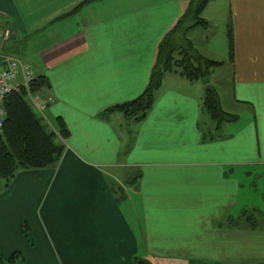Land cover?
Listing matches in <instances>:
<instances>
[{
	"label": "crops",
	"instance_id": "crops-1",
	"mask_svg": "<svg viewBox=\"0 0 264 264\" xmlns=\"http://www.w3.org/2000/svg\"><path fill=\"white\" fill-rule=\"evenodd\" d=\"M87 1L0 0V31L10 32L4 52L46 79L54 104L45 120L69 131L59 137L65 152L54 167L20 170L2 186L3 257L263 264L264 253L242 247L264 233L231 219L248 203L242 192L247 197L253 175L264 195V0H210L207 26L188 32L201 55L230 71L226 100L210 86L222 110L238 117L221 129L204 105L208 87L178 73L164 77L144 119L105 113L144 94L160 44L192 0ZM213 26L219 42L220 34L198 42Z\"/></svg>",
	"mask_w": 264,
	"mask_h": 264
},
{
	"label": "trees",
	"instance_id": "trees-1",
	"mask_svg": "<svg viewBox=\"0 0 264 264\" xmlns=\"http://www.w3.org/2000/svg\"><path fill=\"white\" fill-rule=\"evenodd\" d=\"M93 0H88V3ZM210 0H192L187 13L180 19L175 28L168 33L159 47L157 62L148 87L139 98L113 108L105 113H121L126 118L144 119L152 110L156 93L167 74L178 73L191 83L210 84L212 69L222 65L201 55L188 39V32L198 26H207L203 12ZM85 3L78 6L68 16L79 12ZM230 55L233 51V40L229 31ZM176 55L179 57H176ZM48 82L39 77L35 89H48ZM212 120L218 129L223 125L236 122L237 116L222 110L220 97L214 87H209L204 98ZM6 110L5 126L0 130V192L15 179L20 170H43L54 167L63 157L65 146L60 141L67 139L69 131L60 124L58 134L49 131L30 107L24 93L12 94L4 101ZM60 137V138H59ZM140 177V176H138ZM245 214L231 223L239 226ZM250 219V218H249ZM251 223L252 220L250 219ZM256 227L251 228L254 230ZM16 258L6 260L0 251V264H16ZM133 264H150L149 261L135 258Z\"/></svg>",
	"mask_w": 264,
	"mask_h": 264
},
{
	"label": "built area",
	"instance_id": "built-area-1",
	"mask_svg": "<svg viewBox=\"0 0 264 264\" xmlns=\"http://www.w3.org/2000/svg\"><path fill=\"white\" fill-rule=\"evenodd\" d=\"M10 32L0 31V130L6 121L5 99L12 94L24 93L37 114L45 119L46 112L54 104V98L45 91L34 88L39 76L36 69L4 52Z\"/></svg>",
	"mask_w": 264,
	"mask_h": 264
},
{
	"label": "rangeland",
	"instance_id": "rangeland-1",
	"mask_svg": "<svg viewBox=\"0 0 264 264\" xmlns=\"http://www.w3.org/2000/svg\"><path fill=\"white\" fill-rule=\"evenodd\" d=\"M215 20L217 21V23L221 25L220 18H215ZM203 32L204 33H200V35L198 36L200 39L198 40V42H204V37H206L207 35L210 36L211 38H215L218 34H220L219 27H214V26L212 29ZM221 35L222 33L217 37L218 38L217 42H219V37L221 38ZM210 42H212L211 39ZM202 46L204 47V45ZM176 57L178 56L176 55ZM223 57H226V55H223ZM229 73H230L229 69L226 68L220 69L219 66L213 68L210 75V84L207 85V86H213L215 84V86L219 88L220 92L222 93V97L224 98V100H226V94L225 92L222 91L227 88L225 82H227L230 78ZM34 113L37 115L35 111ZM49 121L48 120L43 121L44 125L47 126L49 131H51L50 128L55 129L56 127H58L57 123L54 120L50 122ZM245 190L248 191L247 197H245L244 191L242 192V197L248 200V203L242 201L241 206H239L235 212L237 215H240L241 213L245 214L244 218L240 221L239 225L242 228L245 227L253 228V226H255L256 228L254 229V231L264 233V195L262 192V188L260 186L258 187V185L255 183L254 175L252 176V181L248 182L247 189ZM249 218L252 220V223ZM253 244L254 245L250 247L249 245L242 244L244 245L242 247V254L249 252V254L251 255L257 253V255L262 256L264 253V249H263L264 240H262L260 237H257L256 242ZM150 264H154V263L150 262Z\"/></svg>",
	"mask_w": 264,
	"mask_h": 264
},
{
	"label": "water",
	"instance_id": "water-1",
	"mask_svg": "<svg viewBox=\"0 0 264 264\" xmlns=\"http://www.w3.org/2000/svg\"><path fill=\"white\" fill-rule=\"evenodd\" d=\"M208 88L210 87V86H207Z\"/></svg>",
	"mask_w": 264,
	"mask_h": 264
}]
</instances>
